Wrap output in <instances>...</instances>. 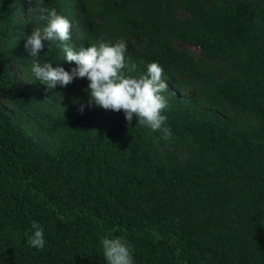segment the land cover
<instances>
[{
  "label": "trees",
  "instance_id": "obj_1",
  "mask_svg": "<svg viewBox=\"0 0 264 264\" xmlns=\"http://www.w3.org/2000/svg\"><path fill=\"white\" fill-rule=\"evenodd\" d=\"M53 8L70 44L163 67L171 139L89 106L86 78L36 79L34 59L76 67L25 49ZM105 236L134 264H264V0H0V264H106Z\"/></svg>",
  "mask_w": 264,
  "mask_h": 264
},
{
  "label": "clouds",
  "instance_id": "obj_2",
  "mask_svg": "<svg viewBox=\"0 0 264 264\" xmlns=\"http://www.w3.org/2000/svg\"><path fill=\"white\" fill-rule=\"evenodd\" d=\"M33 10L36 9L29 11ZM39 11L46 13L40 16L46 25L35 28L27 36L25 49L30 50L32 57L39 58L45 42L49 49L52 43H56L65 54L64 62L74 63L76 67L66 71L60 64L54 67L52 63L34 59L31 70L37 80L52 90L58 85L66 87L78 78H86L89 81V106L94 103L104 110L123 111L129 124L135 116L137 125L161 133L165 140L172 138V130L167 126L168 117L163 114L168 107V100L163 95L168 90V84L159 63L148 64L146 74L139 77L128 75L125 68L131 73L136 66H129L126 61L127 42L123 38L112 45L97 42L77 47L69 43L72 22L67 17L58 14L54 8ZM31 229L29 246L42 250L45 246L43 227L33 221ZM101 245L106 264H134L133 247L125 238L105 236Z\"/></svg>",
  "mask_w": 264,
  "mask_h": 264
}]
</instances>
